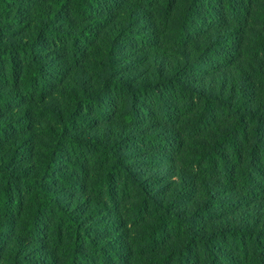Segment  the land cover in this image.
Segmentation results:
<instances>
[{
	"label": "trees",
	"instance_id": "obj_1",
	"mask_svg": "<svg viewBox=\"0 0 264 264\" xmlns=\"http://www.w3.org/2000/svg\"><path fill=\"white\" fill-rule=\"evenodd\" d=\"M264 0H0V264H264Z\"/></svg>",
	"mask_w": 264,
	"mask_h": 264
},
{
	"label": "rangeland",
	"instance_id": "obj_2",
	"mask_svg": "<svg viewBox=\"0 0 264 264\" xmlns=\"http://www.w3.org/2000/svg\"><path fill=\"white\" fill-rule=\"evenodd\" d=\"M253 9L256 8V6L260 3L262 0H251ZM264 23L260 20H257L252 15L249 14V16L244 19V26L240 27V30L243 35V40L248 41L250 34L252 32H256L257 30H260L263 27Z\"/></svg>",
	"mask_w": 264,
	"mask_h": 264
}]
</instances>
